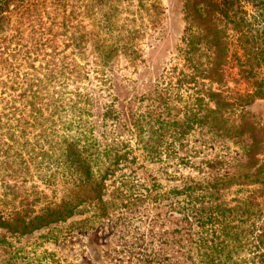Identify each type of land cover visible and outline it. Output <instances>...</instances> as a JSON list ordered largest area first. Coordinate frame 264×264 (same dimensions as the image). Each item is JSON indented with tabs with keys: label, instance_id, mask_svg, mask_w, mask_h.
Instances as JSON below:
<instances>
[{
	"label": "trees",
	"instance_id": "trees-1",
	"mask_svg": "<svg viewBox=\"0 0 264 264\" xmlns=\"http://www.w3.org/2000/svg\"><path fill=\"white\" fill-rule=\"evenodd\" d=\"M184 2L174 63L127 127L108 71L145 63L146 42L164 32L162 0L0 1V189L11 207L0 228L27 235L95 212L113 168L126 164L114 199L128 197L133 249L147 227L148 262L168 236L157 228L174 222L173 244L190 264H264V148L255 129L244 135L230 119L264 100V19L256 41L242 32L229 57L233 91L221 66L209 67L224 60L221 49L208 62L196 55L193 0ZM46 48L44 80L24 72Z\"/></svg>",
	"mask_w": 264,
	"mask_h": 264
},
{
	"label": "rangeland",
	"instance_id": "rangeland-1",
	"mask_svg": "<svg viewBox=\"0 0 264 264\" xmlns=\"http://www.w3.org/2000/svg\"><path fill=\"white\" fill-rule=\"evenodd\" d=\"M233 1L193 0V30L196 37V55L202 57V62H208L222 50L224 60L220 64L215 60V64L209 67L216 69L220 65L225 73L228 88L235 91L232 76L236 66L229 57L240 52L242 32L247 31L248 41H256L259 21L264 19V0H237L233 3V8L224 5ZM162 5L165 9L164 32L146 42L145 63L132 67L120 62L112 71H108L113 80L112 94L117 99L116 110L122 115L127 127L132 121L130 116L138 108L137 100L153 93L157 81L174 63L181 46L186 27L185 2L162 0ZM219 41L222 43L220 48L217 46ZM47 53L49 52L46 48L42 49L38 56H35L37 53L32 54L24 72L44 80L47 74L43 70ZM102 114L103 111L99 107L96 113L99 121ZM230 119L237 124L241 122L244 135L255 129L264 148V100H257L243 111L232 113ZM124 132L123 137L128 139L127 132ZM244 141L246 144L251 142L248 136H245ZM216 152L217 150L212 155ZM235 152L241 155L243 146L232 147L226 156L232 159ZM141 173L143 179L148 181V174H144V171ZM210 173H213L211 176H216L223 172ZM225 173L231 171L227 170ZM124 175L128 176V165L119 164L113 168V176L104 184L103 202L97 205L95 212L84 211L66 223L52 225L27 235H22L14 229L0 228V264H190L180 258L178 248L173 244L174 222L167 223L166 229L157 228L158 232H165L168 236L160 233V239L155 241L159 249V259L153 263L148 262L147 258L150 257L144 250L152 240L147 231H143L147 227L141 229L144 239L137 242V247L133 249L135 240L132 237H137L138 234L135 232V226L129 222L131 217H128V206L126 207L128 197L114 199ZM162 183L167 187L177 185ZM8 204L0 189V218H10L11 207L9 208ZM110 204H116L118 207L107 211V214L99 211L110 207ZM161 239H167L169 244L164 245Z\"/></svg>",
	"mask_w": 264,
	"mask_h": 264
}]
</instances>
